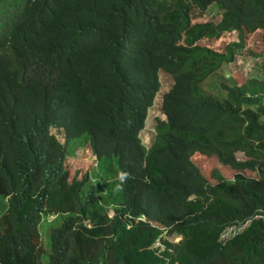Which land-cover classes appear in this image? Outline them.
<instances>
[{"label": "trees", "instance_id": "trees-1", "mask_svg": "<svg viewBox=\"0 0 264 264\" xmlns=\"http://www.w3.org/2000/svg\"><path fill=\"white\" fill-rule=\"evenodd\" d=\"M211 3L217 21H192ZM257 29L264 0H0V264H264V77L217 73ZM232 30L221 50L198 42ZM81 136L115 160L109 188L67 165Z\"/></svg>", "mask_w": 264, "mask_h": 264}, {"label": "rangeland", "instance_id": "rangeland-1", "mask_svg": "<svg viewBox=\"0 0 264 264\" xmlns=\"http://www.w3.org/2000/svg\"><path fill=\"white\" fill-rule=\"evenodd\" d=\"M196 10L193 13L192 21L200 20H214L217 21L220 18L221 9L216 4L211 3L202 15ZM261 29H257L254 32L248 33L245 36V45L240 51L236 53L234 59L230 62L224 63L217 71V73H225L226 76H234L236 79L244 80L248 76L264 77V41L261 38ZM236 31H225L218 38H202L198 42L201 44H207L214 49L221 50L224 45L230 41L236 39ZM159 79L161 81V87L155 96L153 105L150 107L147 113V119L144 127L141 130V137L145 144H149L153 136V123L154 117L158 114L163 116L160 110V100L162 93L167 90L171 84V78L164 72L159 73ZM209 79V78H208ZM211 81H204V87L208 88L211 92L214 90V85L211 87L209 83ZM66 163L73 171L76 167L80 168V173L90 171L91 181L95 184L100 183L104 185V188H109L115 177L118 176V170L114 159H104L103 161L96 160V155L92 153L89 145L87 144L86 137H79L70 143L69 151L67 153ZM238 158H244L245 155L241 151L236 152ZM193 158L196 163L200 165V168L204 174L210 175L213 168H217L223 175L232 177L233 169L223 163H220L216 156L206 155L202 153H195ZM72 174V172H70ZM213 179V178H212ZM116 185L113 187L111 194H116ZM111 198V196L109 195ZM114 202L109 201V204ZM108 203V202H107ZM7 206L6 198L0 194V214L5 210ZM113 210L108 208V214L112 215ZM64 213L54 214L52 217H45L39 224V229L42 233V246L46 249V244L49 241V233L52 226L58 224ZM168 238L176 241L180 238V235H168Z\"/></svg>", "mask_w": 264, "mask_h": 264}, {"label": "built area", "instance_id": "built-area-1", "mask_svg": "<svg viewBox=\"0 0 264 264\" xmlns=\"http://www.w3.org/2000/svg\"><path fill=\"white\" fill-rule=\"evenodd\" d=\"M258 215L259 214H255V216ZM248 222L249 219H245L244 221H237L234 224L226 226L220 234V239L225 240L229 236L236 234L238 231H241Z\"/></svg>", "mask_w": 264, "mask_h": 264}, {"label": "clouds", "instance_id": "clouds-1", "mask_svg": "<svg viewBox=\"0 0 264 264\" xmlns=\"http://www.w3.org/2000/svg\"><path fill=\"white\" fill-rule=\"evenodd\" d=\"M158 91H159V90H158ZM158 91H157V92H158ZM156 94H157V93H156ZM155 96H156V95H155ZM161 96H162V95H161ZM154 100H155V98H154ZM153 103H154V102H153ZM95 158H96V157H95ZM50 216L52 217L53 215H50Z\"/></svg>", "mask_w": 264, "mask_h": 264}]
</instances>
